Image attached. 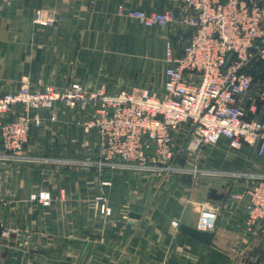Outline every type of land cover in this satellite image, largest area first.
Segmentation results:
<instances>
[{"label": "crops", "instance_id": "1", "mask_svg": "<svg viewBox=\"0 0 264 264\" xmlns=\"http://www.w3.org/2000/svg\"><path fill=\"white\" fill-rule=\"evenodd\" d=\"M172 6V0H0V97L23 82L34 89L139 85L164 94V45L175 26L147 27L129 13ZM37 10L48 24L34 21ZM262 88L264 78L238 99L249 118L255 104L260 109ZM91 109L56 104L41 111L43 123L31 129L22 162L0 161V221L7 230L0 264H264V218L247 225L244 192L251 175L264 174V154L220 139L201 153V167L212 175L99 171L82 163L94 159L93 133L84 126ZM10 117L0 113V121ZM209 188L221 197L209 198ZM41 189L50 191L49 205L32 198ZM203 207L217 212L209 244L179 229L196 227Z\"/></svg>", "mask_w": 264, "mask_h": 264}, {"label": "built area", "instance_id": "2", "mask_svg": "<svg viewBox=\"0 0 264 264\" xmlns=\"http://www.w3.org/2000/svg\"><path fill=\"white\" fill-rule=\"evenodd\" d=\"M173 6L158 12L131 11L147 27L179 25L166 42L164 94L146 86L117 90H89L78 82L55 88L34 89L23 82L0 97V161L22 159L20 152L33 128L41 127V111L56 104L64 108L92 109L84 123L93 133L94 159L83 165L104 169L134 170L172 175L207 176L201 167L203 149L220 139L235 147L255 148L264 154V88L260 109L247 117L238 105L249 92L252 77L246 69L252 61L264 65V0H172ZM34 21L49 22L37 10ZM231 56L226 68L227 57ZM184 133L179 142L175 136ZM247 186L246 223L264 218V174L251 175ZM32 198L49 205L50 191ZM2 200L0 199V207ZM102 211L109 213L107 207ZM217 212L203 207L196 228L212 231ZM176 226L177 223L174 222ZM7 230L0 221V243Z\"/></svg>", "mask_w": 264, "mask_h": 264}, {"label": "water", "instance_id": "3", "mask_svg": "<svg viewBox=\"0 0 264 264\" xmlns=\"http://www.w3.org/2000/svg\"><path fill=\"white\" fill-rule=\"evenodd\" d=\"M231 56L227 57L226 63L224 65V68H226ZM10 161H16L18 163H21L22 161L19 160H10ZM208 197L211 199H219L221 197V194L217 193V190L215 188H209L208 190ZM179 229L189 235L190 237L197 239L205 244H209L211 242V239L213 237L212 231H201L198 230L196 227H191L185 224H180Z\"/></svg>", "mask_w": 264, "mask_h": 264}, {"label": "trees", "instance_id": "4", "mask_svg": "<svg viewBox=\"0 0 264 264\" xmlns=\"http://www.w3.org/2000/svg\"><path fill=\"white\" fill-rule=\"evenodd\" d=\"M252 77V83L264 78V65L261 61H252L246 69Z\"/></svg>", "mask_w": 264, "mask_h": 264}, {"label": "rangeland", "instance_id": "5", "mask_svg": "<svg viewBox=\"0 0 264 264\" xmlns=\"http://www.w3.org/2000/svg\"><path fill=\"white\" fill-rule=\"evenodd\" d=\"M172 28V27H171ZM171 31V29H170ZM172 32H174L175 34L176 33H179V32H183V33H187L186 30H184V28H182L181 26L179 25H175L174 27V31L172 30ZM165 49H166V42H165V45H164V60H165Z\"/></svg>", "mask_w": 264, "mask_h": 264}]
</instances>
